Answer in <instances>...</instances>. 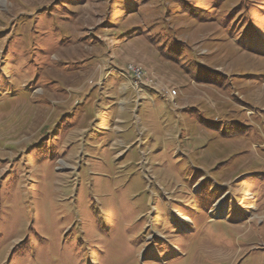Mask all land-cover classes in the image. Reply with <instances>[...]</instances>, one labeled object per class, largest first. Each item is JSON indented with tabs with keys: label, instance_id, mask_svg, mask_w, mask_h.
I'll return each mask as SVG.
<instances>
[{
	"label": "rangeland",
	"instance_id": "374dc122",
	"mask_svg": "<svg viewBox=\"0 0 264 264\" xmlns=\"http://www.w3.org/2000/svg\"><path fill=\"white\" fill-rule=\"evenodd\" d=\"M0 264H264V0H0Z\"/></svg>",
	"mask_w": 264,
	"mask_h": 264
},
{
	"label": "built area",
	"instance_id": "2783aa9c",
	"mask_svg": "<svg viewBox=\"0 0 264 264\" xmlns=\"http://www.w3.org/2000/svg\"><path fill=\"white\" fill-rule=\"evenodd\" d=\"M129 71L131 72V74H133V77L134 78H136L138 81L139 80H143L144 78V72H143V70L141 69V68H132L131 67V69H129Z\"/></svg>",
	"mask_w": 264,
	"mask_h": 264
}]
</instances>
